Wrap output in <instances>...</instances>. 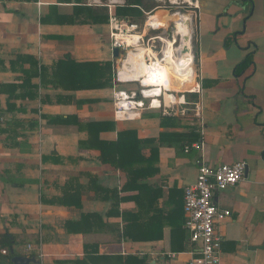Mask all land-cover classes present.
<instances>
[{"label":"crops","instance_id":"crops-1","mask_svg":"<svg viewBox=\"0 0 264 264\" xmlns=\"http://www.w3.org/2000/svg\"><path fill=\"white\" fill-rule=\"evenodd\" d=\"M84 3L0 0V234H14L13 251L35 254L40 264H187L198 248L185 229L183 195L196 181L197 162H244L243 180L214 195L231 212L216 226L220 256L225 264H264V0H200L194 11L200 95L177 94L169 113L145 110L130 121L114 119L120 85L58 83L53 68L65 57L111 64L113 75L108 26L79 15L76 8L100 9ZM184 60L193 75L192 56ZM194 102L202 106L200 119L181 113ZM68 117L69 124L60 122ZM90 122L114 123L100 133L103 141L126 130L153 141L140 144L151 163L129 189H122L123 171L101 162L97 149L80 146L88 133L77 124ZM199 142L201 151H184Z\"/></svg>","mask_w":264,"mask_h":264},{"label":"built area","instance_id":"built-area-1","mask_svg":"<svg viewBox=\"0 0 264 264\" xmlns=\"http://www.w3.org/2000/svg\"><path fill=\"white\" fill-rule=\"evenodd\" d=\"M128 0H85V5L90 7L107 8L109 19L108 29L110 37V49L118 50V56L114 59L113 82L112 85H120L121 88L114 90V119L116 121L134 120L140 112L150 109H158L162 114H167L172 110L175 104V95L181 94L182 98L189 91L176 92L165 89L164 85L160 88V93L152 95V87L156 82H161L162 67L170 65L167 60L173 54V58L180 56V52L169 53L172 46L176 44L175 38L171 39L162 34L156 36L153 33L162 30L150 22L153 13L157 10H170L180 4H188L193 9H198L200 0H160L161 5L154 8L151 12H146L140 6H131L139 9L145 18L140 22L133 18H119L114 10L116 7L127 6ZM141 19V18H140ZM172 44V45H171ZM180 47V44L177 48ZM192 56L191 66L194 63V54L191 48L188 50ZM186 55L188 53L184 52ZM143 54L144 76L138 81L133 80L136 73V63L130 64L129 58L139 57ZM171 67V65H170ZM161 70V72H157ZM194 71V80L196 83V73ZM171 75V74H170ZM137 85L135 89H129L131 85ZM196 85V84H195ZM193 92L200 95V88L195 86ZM173 97V100L168 97ZM157 102L155 104L154 102ZM186 106L187 103H182ZM193 109H182L185 114L191 111L196 118L202 116V106L200 103H192ZM190 148L197 150L203 149V143L199 142L184 148L188 152ZM196 181L184 188L183 212L185 217V229L190 234V242L197 246L198 252L187 264H225L220 256V238L216 234V226L228 219L231 215L229 210L222 209L214 203V195L217 192L224 191L236 186L243 180L246 164L244 162H235L233 164H221L219 166H209L203 161L197 162ZM26 250L31 251V245L26 246ZM5 254L6 251H1ZM170 258L174 254H168ZM39 258L42 257L40 254Z\"/></svg>","mask_w":264,"mask_h":264},{"label":"trees","instance_id":"trees-1","mask_svg":"<svg viewBox=\"0 0 264 264\" xmlns=\"http://www.w3.org/2000/svg\"><path fill=\"white\" fill-rule=\"evenodd\" d=\"M144 2L148 6H144ZM131 6H140L144 10H150L153 7V1L149 0H128L127 6L116 7L115 14L119 18H140L142 13L139 9ZM78 14L86 12L89 15V22L91 24L108 23L109 15L107 8L92 9V8H76ZM133 18V19H134ZM80 23H88L87 20H81ZM249 57L245 58L236 69V75H240L249 65ZM111 64H101L98 62H75L69 57L59 60L53 70L59 76V85L63 88L71 89H100L106 86H111L113 75L111 72ZM55 119V118H54ZM62 119V118H61ZM60 119V122L69 124L72 117L67 119ZM78 128L88 133V140L80 142L82 147H92L100 152V160L103 163L110 164L116 169L123 171L127 176V183L122 188L127 190L132 183L137 182L139 176H144L147 173V167L150 166L149 159L142 158L140 144L152 143L151 140H139L133 130H126L117 134V139L113 142L100 140L99 135L103 131L112 130L114 123L112 122H90L84 124H77ZM138 157H141L138 159ZM264 157V154H263ZM139 163H145L147 166L139 167ZM155 169H153L154 171ZM111 198L116 199V191H110ZM118 200V199H117ZM85 218V215L82 216ZM17 237L5 230L0 234V264H12L13 256L20 255L18 252L10 254V249L18 246ZM1 251H6L2 254ZM36 258L35 254H31ZM37 259V258H36ZM134 264H142L139 259H130Z\"/></svg>","mask_w":264,"mask_h":264},{"label":"bare ground","instance_id":"bare-ground-1","mask_svg":"<svg viewBox=\"0 0 264 264\" xmlns=\"http://www.w3.org/2000/svg\"><path fill=\"white\" fill-rule=\"evenodd\" d=\"M155 21L156 20H152L150 19V22L154 23L155 25ZM168 21H173L175 24V35L177 37H180V47H176L175 45L172 46V49L169 50V53L171 54V52H176V50H178V52H180V56L173 58V54H171V58L169 60H167V62L170 63L171 67H173L169 73V68L170 65L166 64L162 67V72L161 70H158L157 72H161L160 75L161 77V82L157 83L155 86L152 87H156L153 88L152 90V95H158L160 93V88H157L161 85H164L165 89L168 90H174L176 92H184V91H189V92H193V89L195 88V80H193V82L187 83L185 84L180 83L182 82L183 78H185L186 76H194V71H193V67H192V72L193 75L191 73V71L187 70V64H188V60H184L185 58L190 57L191 55L189 54V49H190V38H191V30L189 27V17H187L186 15H180L179 13H175L172 14L171 17L169 18ZM172 45V44H171ZM188 53L187 55L184 53ZM144 56L143 54H140L139 57H130L129 58V62L130 64H133L134 62L136 63V73L133 75V80L134 81H138L139 78L141 76H144V65H143V61H144ZM183 58V59H182ZM192 62V61H191ZM174 76L177 80H180V82L174 80L172 78V76ZM168 99L173 100V97H168ZM155 104H157V102H154Z\"/></svg>","mask_w":264,"mask_h":264},{"label":"rangeland","instance_id":"rangeland-1","mask_svg":"<svg viewBox=\"0 0 264 264\" xmlns=\"http://www.w3.org/2000/svg\"><path fill=\"white\" fill-rule=\"evenodd\" d=\"M153 1V7L150 10H145L146 12H151L154 10L155 7L161 5L162 3L160 2V0H151ZM101 2H105V0H101ZM144 6H148V3L144 2ZM194 9L192 6L186 4H180L174 8H171L170 10H157L153 13V17L151 18L152 20H156L155 21V26H159L160 28H163L162 30H158L157 32H154L153 34L156 36H161L162 34L167 35L168 37H171V39L175 38L176 40V47L179 45L180 43V37H177L175 35V24L173 21H168L169 18L171 17L172 14L175 13H179L180 15H186L187 17H189L190 21H189V27L191 30V38H190V48L191 51L194 54V48H195V44H194V40H195V30H196V17L194 15ZM134 18V17H133ZM141 18V19H140ZM140 18H134V20H138V22L142 21L145 16H142ZM193 69L195 70V64L193 63ZM189 83V81H187ZM130 87L132 88H137V85H131ZM26 244V240H24V242L21 244V247L19 248L20 252L23 253V248Z\"/></svg>","mask_w":264,"mask_h":264},{"label":"water","instance_id":"water-1","mask_svg":"<svg viewBox=\"0 0 264 264\" xmlns=\"http://www.w3.org/2000/svg\"><path fill=\"white\" fill-rule=\"evenodd\" d=\"M151 1V0H149ZM112 54L113 57H117L118 56V50L117 49H113L112 50ZM246 174V169L244 171V175ZM262 249L264 250V245L262 246ZM14 251L13 249H10V254H13ZM11 263L12 264H40V262L33 256H25V255H17V256H13L11 259Z\"/></svg>","mask_w":264,"mask_h":264}]
</instances>
